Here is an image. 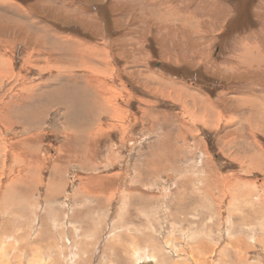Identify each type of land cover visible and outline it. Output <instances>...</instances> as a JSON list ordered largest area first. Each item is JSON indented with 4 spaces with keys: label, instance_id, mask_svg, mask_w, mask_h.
I'll return each instance as SVG.
<instances>
[{
    "label": "rangeland",
    "instance_id": "374dc122",
    "mask_svg": "<svg viewBox=\"0 0 264 264\" xmlns=\"http://www.w3.org/2000/svg\"><path fill=\"white\" fill-rule=\"evenodd\" d=\"M263 164L264 0H0V264H264Z\"/></svg>",
    "mask_w": 264,
    "mask_h": 264
},
{
    "label": "bare ground",
    "instance_id": "6f19581e",
    "mask_svg": "<svg viewBox=\"0 0 264 264\" xmlns=\"http://www.w3.org/2000/svg\"><path fill=\"white\" fill-rule=\"evenodd\" d=\"M252 99V98H251ZM255 100V99H254ZM258 102H260L259 100H258ZM252 103V102H251ZM256 103V102H255ZM261 105V104H260ZM254 107V106H253ZM262 110V109H261ZM251 158H256V159H258V157L257 156H252ZM257 161H259V160H256L255 162H257ZM255 165H261V161H259V163H256ZM264 165V164H263ZM252 166V165H251ZM262 168H263V166H262ZM209 178V177H208ZM209 180V179H208ZM209 182V181H208ZM244 184H246V183H244ZM192 185V184H191ZM206 185V184H205ZM211 185V184H210ZM236 185H239V184H236ZM195 186V185H194ZM244 186V185H243ZM204 187V186H203ZM208 187V186H207ZM182 188V187H181ZM195 188V187H194ZM201 189V188H200ZM236 189V188H235ZM239 191H241L242 192V190H241V188H240V185H239V187L237 188ZM202 190V189H201ZM234 190V189H233ZM262 190V189H261ZM224 191V190H223ZM202 192V191H201ZM206 192V191H205ZM205 192H204V194H205ZM208 192V191H207ZM211 192H213V191H211ZM235 192V191H234ZM200 193V192H199ZM213 193H215V192H213ZM236 193H239V192H236ZM243 193V192H242ZM186 195V194H185ZM196 195V194H195ZM214 195L215 194H211V193H209V198H213L214 197ZM223 195L224 196H227L228 194H225L224 192H223ZM252 195V194H251ZM249 196V195H248ZM205 197V196H204ZM235 197V195L233 196H231L230 197V199H231V201L233 202V200H235L236 198H234ZM243 197V196H242ZM251 197V196H250ZM255 197V196H254ZM215 198V197H214ZM234 198V199H233ZM255 200H256V197L254 198ZM247 200L249 201L250 199H249V197L247 198ZM257 200H258V195H257ZM238 202V201H237ZM237 202H235L234 204H236ZM169 203V202H168ZM214 204H216V203H214ZM229 204H231V203H229ZM226 207V206H225ZM231 207V206H230ZM231 208H233V207H231ZM235 209V208H234ZM227 211H229V210H227ZM222 212V211H221ZM220 212V213H221ZM222 215V214H221ZM230 215H231V213H230ZM229 224H230V222H229ZM231 225V224H230ZM183 227V226H182ZM229 230H230V226H229V228H228V230H227V234H228V232H229ZM147 236V235H146ZM151 239V238H150ZM188 239V238H187ZM204 239V238H203ZM152 240V239H151ZM178 241V240H177ZM239 241V240H238ZM237 241V242H238ZM51 242V241H50ZM150 243V242H149ZM199 243V242H198ZM52 244H53V242H52ZM239 244H237V245H234V247L235 248H237V246H238ZM153 246H155V245H153ZM202 247L203 248H206L205 247V245L204 244H202ZM127 248H129V247H127ZM154 248V247H153ZM156 248V247H155ZM37 249V248H36ZM152 250V249H151ZM161 250V252H165V250L164 251H162L163 249L162 248H159V249H155L150 255L153 257V260L155 261V262H149V263H153V264H158L157 262H156V260L159 258V259H161V262H162V264H190V263H187L188 261L187 260H185V261H187V262H185V261H183V262H178V261H173V262H171V261H169V260H167V255H164L165 253H159L158 251H160ZM167 250V249H166ZM191 250V251H190ZM190 250H189V252H191L192 254H193V248H192V246L190 247ZM172 251V250H171ZM178 251V250H177ZM184 251V250H183ZM54 253H56V251H54ZM62 252H60V254H57V255H55V258H54V255L52 256L53 258H54V260H52L53 262H52V264H66L65 263V260L63 259L64 258V256H63V254H61ZM133 253V252H132ZM183 253V252H182ZM128 254V253H127ZM130 254V253H129ZM137 254H138V252H137ZM8 255V254H7ZM177 255V254H176ZM6 256V255H5ZM59 256H60V259H63L64 260V263L63 262H60V260H59ZM137 256V255H136ZM173 256V255H172ZM178 256V255H177ZM191 256V255H190ZM193 256V255H192ZM191 256V257H192ZM148 258H150V256H147ZM1 258V257H0ZM5 258V257H4ZM175 258V257H174ZM178 258V257H177ZM195 258H196V260L198 259V257H194V261H195ZM50 259V258H49ZM14 259L12 258L11 259V262L13 261ZM38 260V259H37ZM46 260V259H45ZM191 260V259H190ZM16 261V260H15ZM201 261H202V264H207L206 263V261L207 260H202L201 259ZM10 262V264H15V263H11ZM57 262V263H56ZM71 262H73V260L71 261ZM136 262H138V261H136ZM190 262V261H189ZM199 261L197 260V262H194V264H197ZM9 263V262H8ZM16 263H18V262H16ZM111 263V262H110ZM142 263H148V262H142ZM5 264V263H4ZM19 264H20V261H19ZM47 264V263H46ZM77 264H79V263H77ZM80 264H83V262H80ZM86 264V263H85ZM140 264V263H139ZM210 264V263H209Z\"/></svg>",
    "mask_w": 264,
    "mask_h": 264
},
{
    "label": "water",
    "instance_id": "95a60500",
    "mask_svg": "<svg viewBox=\"0 0 264 264\" xmlns=\"http://www.w3.org/2000/svg\"><path fill=\"white\" fill-rule=\"evenodd\" d=\"M142 264H153V263H142Z\"/></svg>",
    "mask_w": 264,
    "mask_h": 264
}]
</instances>
